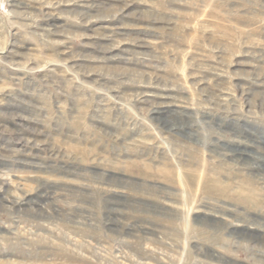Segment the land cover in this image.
Returning a JSON list of instances; mask_svg holds the SVG:
<instances>
[{
    "label": "rangeland",
    "instance_id": "1",
    "mask_svg": "<svg viewBox=\"0 0 264 264\" xmlns=\"http://www.w3.org/2000/svg\"><path fill=\"white\" fill-rule=\"evenodd\" d=\"M0 264H264V0H0Z\"/></svg>",
    "mask_w": 264,
    "mask_h": 264
}]
</instances>
